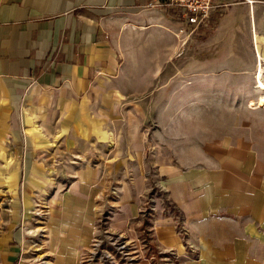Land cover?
I'll list each match as a JSON object with an SVG mask.
<instances>
[{
	"label": "crops",
	"instance_id": "1",
	"mask_svg": "<svg viewBox=\"0 0 264 264\" xmlns=\"http://www.w3.org/2000/svg\"><path fill=\"white\" fill-rule=\"evenodd\" d=\"M158 1L0 0V133L20 129L22 88L43 92L46 103L56 94L66 106L83 103L100 81L110 80L124 55L148 49L150 39L162 55L191 54L195 39L179 31ZM213 3L218 23L206 43L248 22L261 60L264 0ZM207 65L189 63L197 68L196 85L211 84ZM197 114L189 118L207 117ZM241 130L236 126L235 135L214 136L211 121L166 132L130 127V157L112 202L110 230L126 239L136 264H165L155 250L167 253L172 264H264V133ZM91 177L79 175L71 185L78 183L77 189L50 197L45 247L51 264H91L84 255L102 210L100 188L83 190ZM9 178L16 182V174ZM94 180L100 183L93 175ZM152 182L165 190L172 209L154 215L145 240L142 208Z\"/></svg>",
	"mask_w": 264,
	"mask_h": 264
},
{
	"label": "rangeland",
	"instance_id": "2",
	"mask_svg": "<svg viewBox=\"0 0 264 264\" xmlns=\"http://www.w3.org/2000/svg\"><path fill=\"white\" fill-rule=\"evenodd\" d=\"M217 23L211 15L207 27L191 34L182 31L195 39L191 54L162 55L154 39L149 40L148 49L133 48L110 80L100 81L83 103L66 106L57 94L46 103L43 92L22 88L20 129L0 133V264H51L45 247L50 197L60 198L58 193L77 189L78 183L71 185L79 175L92 176L83 181V190L100 188L102 196L96 233L84 259L95 264L87 257L101 256L96 264H109L102 254H112L117 264H136L132 258H123L113 242L119 234L110 230L112 202L120 192L130 157V127L166 132L211 121L214 136L235 135L236 126L246 135L264 133V115L259 114L264 106L256 102L264 94V56L258 62L251 25L235 24L223 39L212 37L206 43ZM195 62L208 64L209 86L194 83L197 68L188 66ZM203 112L206 118H189L190 113L203 117ZM72 114L76 117L71 118ZM14 174L16 182H8ZM93 175L100 183L92 182ZM156 185L150 184L142 208L141 227L143 221L146 224L140 239L150 238L154 215H166L160 211L172 209L165 190ZM126 248L125 252L131 251ZM154 255L159 260L168 258L156 250Z\"/></svg>",
	"mask_w": 264,
	"mask_h": 264
},
{
	"label": "built area",
	"instance_id": "3",
	"mask_svg": "<svg viewBox=\"0 0 264 264\" xmlns=\"http://www.w3.org/2000/svg\"><path fill=\"white\" fill-rule=\"evenodd\" d=\"M158 3L168 11L169 15L176 22L179 31H188L189 34L207 27L209 19L213 11H215V5L213 3V0H159ZM96 242H99V240H97ZM125 242H121L120 240L119 244L117 245L121 249V255L122 253L124 255L123 258L128 259V261H130V251L125 252L127 248L123 249V247H126ZM92 244L95 245L97 243ZM157 252L160 251L157 250ZM102 256H105L104 258L108 260L109 264H117L114 255L102 254ZM100 257L98 258L97 256L96 258H94L89 256L88 258L96 264L97 260L100 259ZM165 264H172L170 257L167 258Z\"/></svg>",
	"mask_w": 264,
	"mask_h": 264
},
{
	"label": "bare ground",
	"instance_id": "4",
	"mask_svg": "<svg viewBox=\"0 0 264 264\" xmlns=\"http://www.w3.org/2000/svg\"><path fill=\"white\" fill-rule=\"evenodd\" d=\"M259 57H258V62H259ZM260 63H261V60H260ZM259 63V64H260ZM260 71V67H259V69H258V72ZM257 102V105H263L264 106V94H261L260 96H259V98H258V100L256 101ZM120 236H117L116 237V239L117 240H113V242L115 243V244H119V241H120V238H119ZM119 240V241H118ZM125 246L127 247V245H126V242H125ZM126 247H123V249H125Z\"/></svg>",
	"mask_w": 264,
	"mask_h": 264
},
{
	"label": "trees",
	"instance_id": "5",
	"mask_svg": "<svg viewBox=\"0 0 264 264\" xmlns=\"http://www.w3.org/2000/svg\"><path fill=\"white\" fill-rule=\"evenodd\" d=\"M146 224V221H143V224H142V229H144L145 228V226H143V225H145ZM148 223V222H147Z\"/></svg>",
	"mask_w": 264,
	"mask_h": 264
}]
</instances>
